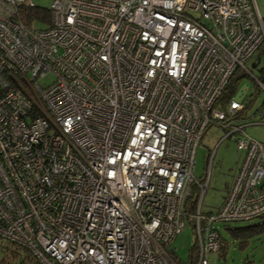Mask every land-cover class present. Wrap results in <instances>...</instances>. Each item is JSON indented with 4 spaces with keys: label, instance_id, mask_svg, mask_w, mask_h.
Listing matches in <instances>:
<instances>
[{
    "label": "built area",
    "instance_id": "2783aa9c",
    "mask_svg": "<svg viewBox=\"0 0 264 264\" xmlns=\"http://www.w3.org/2000/svg\"><path fill=\"white\" fill-rule=\"evenodd\" d=\"M25 5L0 0V238L37 264H179L188 222L181 264H225L215 224L264 215V142L243 129L264 100H220L264 45L255 0H52L47 23L23 22ZM211 123L243 158L203 213L212 156L197 178L194 154Z\"/></svg>",
    "mask_w": 264,
    "mask_h": 264
},
{
    "label": "rangeland",
    "instance_id": "374dc122",
    "mask_svg": "<svg viewBox=\"0 0 264 264\" xmlns=\"http://www.w3.org/2000/svg\"><path fill=\"white\" fill-rule=\"evenodd\" d=\"M34 4L48 8L52 0H31ZM257 5V2L255 0ZM262 17V16H261ZM264 18V17H262ZM245 67L251 75H243L236 80V93L242 86H247V93L255 92L250 108L251 112L259 103L264 100V89L254 88L253 76L260 77L261 69L264 68V45H261L252 56L246 61ZM237 73L236 75H239ZM55 78L54 73L49 72L44 79H40L41 84L50 83ZM245 133L261 142H264V124H249L244 128ZM226 130L220 125L211 123L203 131L199 144L194 154L193 174L201 178L207 172V160L212 156L211 169L209 172V182L205 190L201 203L203 213L216 211L222 204L227 189L230 187L237 172L243 153L237 149L234 135L224 137ZM264 222V217L255 218L251 221H234L228 223H216L220 235L225 240L224 257L221 260L225 264H264V230L254 232L244 240L231 235L227 227L246 226L253 223ZM194 229L191 224L185 222L180 232L177 233L171 242V248L175 247V257L179 264L187 262L189 254L194 245ZM3 242V241H2ZM20 257L25 255V251L20 249ZM1 255V252H0ZM14 260V261H16Z\"/></svg>",
    "mask_w": 264,
    "mask_h": 264
},
{
    "label": "trees",
    "instance_id": "16d2710c",
    "mask_svg": "<svg viewBox=\"0 0 264 264\" xmlns=\"http://www.w3.org/2000/svg\"><path fill=\"white\" fill-rule=\"evenodd\" d=\"M21 8H22L21 9L22 13H20L19 18L23 22L30 23L33 19L37 17H39V19H41L43 22H46V23L48 22V19H49L48 8H44L36 4L32 6L25 5V6H22ZM238 73L240 74L236 75L237 74L236 72V74L233 75L231 79L229 80L226 88L224 89V91L222 92V95L220 96L221 101L228 99L235 93L236 86H237L236 80L244 75L241 72H238ZM260 77H264V68L261 69ZM255 92L250 94V97L248 98L249 101L246 107H249L248 104L250 105ZM262 217H264V215H261L258 218H262ZM227 229L229 230L232 236L238 237L244 240L245 238L252 235V233L264 230V222L253 223V224H249L246 226L227 227ZM224 241L225 240L222 237L219 255L223 257H224V252L226 248ZM20 249H23L25 251V255L22 258H19L18 260H16L18 257H20V251H19ZM0 252H1V255H0L1 264H37L36 260L28 253L26 249L21 248L18 245H14L13 243H10L6 240H3L2 238H0Z\"/></svg>",
    "mask_w": 264,
    "mask_h": 264
},
{
    "label": "crops",
    "instance_id": "0c3cea01",
    "mask_svg": "<svg viewBox=\"0 0 264 264\" xmlns=\"http://www.w3.org/2000/svg\"><path fill=\"white\" fill-rule=\"evenodd\" d=\"M258 11L264 17V0H256Z\"/></svg>",
    "mask_w": 264,
    "mask_h": 264
}]
</instances>
